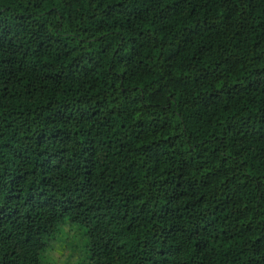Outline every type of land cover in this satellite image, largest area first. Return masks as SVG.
<instances>
[{"label":"trees","instance_id":"obj_1","mask_svg":"<svg viewBox=\"0 0 264 264\" xmlns=\"http://www.w3.org/2000/svg\"><path fill=\"white\" fill-rule=\"evenodd\" d=\"M66 220L91 264H264V0H0V264Z\"/></svg>","mask_w":264,"mask_h":264},{"label":"rangeland","instance_id":"obj_2","mask_svg":"<svg viewBox=\"0 0 264 264\" xmlns=\"http://www.w3.org/2000/svg\"><path fill=\"white\" fill-rule=\"evenodd\" d=\"M89 238L84 227L66 220L44 254L45 264H91Z\"/></svg>","mask_w":264,"mask_h":264}]
</instances>
